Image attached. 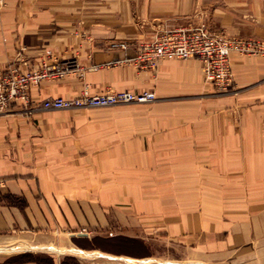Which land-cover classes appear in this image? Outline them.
Here are the masks:
<instances>
[{
    "label": "crops",
    "instance_id": "1",
    "mask_svg": "<svg viewBox=\"0 0 264 264\" xmlns=\"http://www.w3.org/2000/svg\"><path fill=\"white\" fill-rule=\"evenodd\" d=\"M188 1L186 12L197 4L212 32L264 38L255 0ZM100 4L5 0L0 72L19 49L34 66L47 57L75 59L82 77L46 81L31 90L33 100L72 99L88 88L93 95L150 92L174 109L121 129L83 120L91 110L1 116L0 264H37L36 256L64 255L60 249L109 255L112 264H264V57L231 55V94L205 83L197 59L139 69L132 60L141 43L202 19L137 23L101 15ZM98 238L112 240V254L81 245ZM120 243L143 253L119 250ZM172 246L182 253L159 252Z\"/></svg>",
    "mask_w": 264,
    "mask_h": 264
},
{
    "label": "built area",
    "instance_id": "2",
    "mask_svg": "<svg viewBox=\"0 0 264 264\" xmlns=\"http://www.w3.org/2000/svg\"><path fill=\"white\" fill-rule=\"evenodd\" d=\"M5 0H0V9ZM125 43H113L112 48L127 49ZM239 54L264 57V41L254 38L227 37L210 31L204 23L195 27L161 30L152 40L141 43L132 60L143 70L156 69L162 60L197 59L203 69L204 81L217 93L227 94L233 88L230 57ZM71 60H52L47 57L38 66L29 64L24 49H19L15 61L0 72V117L16 111L30 115L35 111L104 108L122 104H145L156 101L150 92L108 91L91 94L87 88L76 98H48L35 101L31 90L46 81L61 79L77 71ZM82 77L83 75L80 74ZM18 108V109H17ZM81 233H86L82 231Z\"/></svg>",
    "mask_w": 264,
    "mask_h": 264
},
{
    "label": "rangeland",
    "instance_id": "3",
    "mask_svg": "<svg viewBox=\"0 0 264 264\" xmlns=\"http://www.w3.org/2000/svg\"><path fill=\"white\" fill-rule=\"evenodd\" d=\"M188 2H189L188 0H112V4H111V0H101L100 13L101 15L112 14L115 16V18L123 17L127 15L129 16V18H131L134 22H137V23L142 22L145 18L150 17V16H158V17L162 16L163 18L175 19L179 22H185L186 18H189L197 14L198 19L200 20L202 19L200 23H204L206 27L208 28L206 18L204 16H201L199 13L195 12V10L197 9V4L194 3L195 7L191 15H189L186 12L188 11V6H189L187 4ZM226 4L227 3L222 1L220 3H217L216 5H226ZM248 4H250V2L249 3L245 2L243 3V5H240L239 7L245 9L248 7ZM255 7L257 10H260L262 13V16H260V21H261V28L264 29V15H263L264 14V0H255ZM164 29H167V28H164ZM208 29L210 30V28ZM215 33L225 35L223 31L215 32ZM227 37H231V36H227ZM254 39H259V40L264 41L263 36L258 37V38L254 37ZM70 60L74 61L76 63V66H78L77 71L72 72L71 74L61 79H56V80H51V81L63 80L69 77L70 75L78 74V73L83 75L84 71L80 69V66L78 65L77 61L75 59H70ZM87 90L89 91L88 88ZM233 91L234 89L232 88L227 94H231ZM174 105H175L174 103H167V104L159 105L157 104V100H156L154 102L145 103V104L131 103V104H122V105H116V106H110V107H104V108H88V109L85 108V109H73V110L93 111L95 113L94 116H92L91 118H86V119L84 118L83 120H86L89 122H95L102 129L108 128L109 126L121 129L124 127H130V126L138 127V126L144 125L146 123L142 121H144L146 117L149 116L153 110H162V111L172 110L173 111L174 108L172 106ZM159 120L169 121L171 120V118L162 117V114H161V118H159ZM85 232L87 233V231ZM81 244L86 245V243H81ZM95 246H100L104 248L105 250L112 251V240L107 241V239L98 238L97 242H95ZM114 246L118 247L119 245L116 244ZM124 247L125 246L119 248V250H122V249L132 250L131 251L132 254H142L143 253L142 251H140V248L137 246H133L131 248L127 247L126 249ZM93 248H96V247L93 246ZM168 249H170V251H167ZM160 250H164V254H170V252L172 254H176L172 256H179L180 253H182L181 249L175 246H172L171 248L160 247L159 252ZM60 252H63L64 255H61V254L60 255L53 254L51 256L50 255H42V256L38 255L35 258L36 263L37 264H112V257H109V256L107 257V256H102V255H96V254L83 255V254H78L76 252H73L70 249L69 250L60 249ZM163 258L164 257H162V259Z\"/></svg>",
    "mask_w": 264,
    "mask_h": 264
},
{
    "label": "trees",
    "instance_id": "4",
    "mask_svg": "<svg viewBox=\"0 0 264 264\" xmlns=\"http://www.w3.org/2000/svg\"><path fill=\"white\" fill-rule=\"evenodd\" d=\"M109 239H107V241H108ZM74 242L76 243V244H78V245H80L79 244V242L77 241V240H75L74 239ZM95 242H97V239H93V241L91 242V243H89V244H86L85 246H84V249H87V250H92V249H100L102 252H106V253H109V254H112V251L111 250H105L104 248H102V247H100V246H95ZM82 245V244H81ZM93 246L94 247H96V248H93ZM120 246V247H119ZM119 246L117 247L118 249L119 248H121V246H125L124 244H119ZM128 247V246H127ZM114 251H119V250H117V249H114ZM31 259V258H30ZM21 260L22 261H24L25 259L24 258H21Z\"/></svg>",
    "mask_w": 264,
    "mask_h": 264
},
{
    "label": "water",
    "instance_id": "5",
    "mask_svg": "<svg viewBox=\"0 0 264 264\" xmlns=\"http://www.w3.org/2000/svg\"><path fill=\"white\" fill-rule=\"evenodd\" d=\"M77 236H79V237H81V236H84V235H82V234H78ZM99 255H102V256H106V255H104V254H99Z\"/></svg>",
    "mask_w": 264,
    "mask_h": 264
},
{
    "label": "bare ground",
    "instance_id": "6",
    "mask_svg": "<svg viewBox=\"0 0 264 264\" xmlns=\"http://www.w3.org/2000/svg\"><path fill=\"white\" fill-rule=\"evenodd\" d=\"M61 255H62V254H61ZM108 256H109V255H108ZM108 256H107V257H108Z\"/></svg>",
    "mask_w": 264,
    "mask_h": 264
}]
</instances>
